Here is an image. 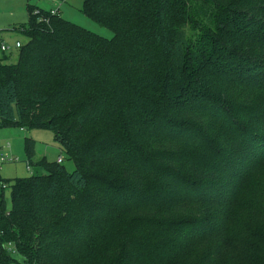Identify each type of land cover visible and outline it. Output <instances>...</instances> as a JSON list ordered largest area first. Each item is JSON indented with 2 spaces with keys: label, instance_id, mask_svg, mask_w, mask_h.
Segmentation results:
<instances>
[{
  "label": "trees",
  "instance_id": "obj_1",
  "mask_svg": "<svg viewBox=\"0 0 264 264\" xmlns=\"http://www.w3.org/2000/svg\"><path fill=\"white\" fill-rule=\"evenodd\" d=\"M82 1L113 39L27 0L0 61V128L75 165L0 176V264H264V0Z\"/></svg>",
  "mask_w": 264,
  "mask_h": 264
},
{
  "label": "rangeland",
  "instance_id": "obj_2",
  "mask_svg": "<svg viewBox=\"0 0 264 264\" xmlns=\"http://www.w3.org/2000/svg\"><path fill=\"white\" fill-rule=\"evenodd\" d=\"M33 3L45 10H59L60 17L72 22L98 36L111 40L114 32L83 13L82 0H66L65 2L54 0H33ZM28 27L27 0H0V47L6 43L10 50L3 52L0 48V61L7 59L9 63L17 62L19 50L14 46L16 42L23 45L28 42L24 33L11 30L13 28ZM26 139L35 140L34 165L30 168L27 164ZM0 141L2 142L0 156H4L6 163L0 168V176L4 180L16 178H27L33 174H46V171L36 164L46 159L49 162H57L58 158L63 159V165L69 172L75 171V165L69 161L61 146L55 141L52 131L47 129L24 130L19 127L0 128ZM5 199L8 208L11 205L10 190H6ZM18 261H22L19 255H14Z\"/></svg>",
  "mask_w": 264,
  "mask_h": 264
},
{
  "label": "built area",
  "instance_id": "obj_3",
  "mask_svg": "<svg viewBox=\"0 0 264 264\" xmlns=\"http://www.w3.org/2000/svg\"><path fill=\"white\" fill-rule=\"evenodd\" d=\"M41 1V0H40ZM46 1H50V2H52V1H54V0H46ZM59 12V10H51V13L52 14H55L56 12ZM40 13V10H36V14H39ZM21 46H23L21 43H17V45H16V47L19 49ZM1 48V50L3 51V52H7L8 50H10V47L8 46V45H6V44H2V46L0 47ZM1 145H2V142L0 141V149H1ZM7 161H6V159L4 158V156L2 157V156H0V168H2L1 166L2 165H4L5 163H6ZM58 162L59 163H61L62 162V159L60 158L59 160H58Z\"/></svg>",
  "mask_w": 264,
  "mask_h": 264
},
{
  "label": "crops",
  "instance_id": "obj_4",
  "mask_svg": "<svg viewBox=\"0 0 264 264\" xmlns=\"http://www.w3.org/2000/svg\"><path fill=\"white\" fill-rule=\"evenodd\" d=\"M58 9L60 10V8H58ZM17 43H21V42H16V44H15V46H14L17 50H19V49L16 47ZM2 44H6V43H2ZM2 44H1V45H2ZM21 44H22V43H21ZM22 45H23V44H22ZM59 159H60V158H58V160H59ZM58 160H57V161H58Z\"/></svg>",
  "mask_w": 264,
  "mask_h": 264
}]
</instances>
